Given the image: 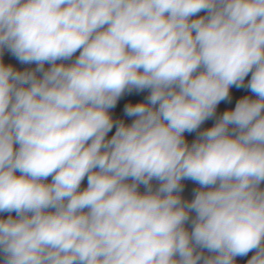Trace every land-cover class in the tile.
Wrapping results in <instances>:
<instances>
[{
	"label": "clouds",
	"instance_id": "obj_1",
	"mask_svg": "<svg viewBox=\"0 0 264 264\" xmlns=\"http://www.w3.org/2000/svg\"><path fill=\"white\" fill-rule=\"evenodd\" d=\"M4 49L36 68L0 61L3 264H264V0H0Z\"/></svg>",
	"mask_w": 264,
	"mask_h": 264
},
{
	"label": "trees",
	"instance_id": "obj_2",
	"mask_svg": "<svg viewBox=\"0 0 264 264\" xmlns=\"http://www.w3.org/2000/svg\"><path fill=\"white\" fill-rule=\"evenodd\" d=\"M203 15H206V12H201V13H198L197 16H203ZM193 18H196V17H193ZM79 56V51H77V53H75L73 55V57L71 58V60H67V61H58V63H65V64H71V63H74L75 59ZM251 79V72L248 74V76L245 77V80H244V85L245 87H241V88H236L235 86H233L232 88H230V90H234L240 98H243V97H249L251 99H257L256 95L254 93L251 92V90L246 87V85L248 84V82L250 81ZM150 92L151 90L150 89H144L143 91H136V90H133V92L131 93H128L126 92L117 102V105L110 109V114L112 116V119L115 121V122H120L122 121L123 123L127 124L128 123H132L133 120L135 119V117H129L127 115H125L124 113V106L128 103H132V104H135V103H138V102H144V103H147V97L150 95ZM223 103L224 101H222L218 106H217V114L215 115V117L212 119L211 123H210V128L212 126H214V124L219 120V118L221 117V115L218 114V112L221 110L222 106H223ZM232 126H230L231 128ZM115 130H116V125L114 124V127L113 129L108 133L106 139H110L112 135H114L115 133ZM194 132H185L184 133V137L186 139H189V140H192V141H195V137H194ZM15 147H19L18 145H16ZM20 173L17 172V175H19ZM51 176H49L47 178V180H45L44 182L45 183H51ZM87 187V178H85L82 183H81V190H83L84 188ZM200 188V185L193 181V186L191 188V191H190V195L188 197V200L187 202H191L192 199H194V196H195V191L198 190ZM260 188L262 190H264V182H262L260 184ZM8 215H11L13 216L14 218L16 217V213L15 212H12V213H0V217L2 218H7ZM195 215L196 213L194 211H192L190 213V219L189 221H187L185 223V228L191 232L192 228H193V224H192V220L195 219ZM197 252L199 253H202V255L204 257H211V256H214L216 255V253H212V252H209L207 249H201V248H197L196 249ZM257 250H252L250 251L246 256H237L235 257V264H247L248 260L251 259V257L253 255H255ZM1 253V252H0ZM178 258V257H177ZM198 264H203V261L201 260L200 262H198Z\"/></svg>",
	"mask_w": 264,
	"mask_h": 264
},
{
	"label": "crops",
	"instance_id": "obj_3",
	"mask_svg": "<svg viewBox=\"0 0 264 264\" xmlns=\"http://www.w3.org/2000/svg\"><path fill=\"white\" fill-rule=\"evenodd\" d=\"M0 61H2L5 65H11V66H13L15 69H17V70H20V71H25V70H34L35 68H36V64L35 63H31V64H26V63H21L9 50H7V49H4L3 50V53L2 54H0ZM57 63H58V61H57ZM48 67H50V65L49 64H45V69H47ZM42 75V73H37V76H41ZM229 95H230V92H229ZM226 102L227 101H225L224 103H223V106H222V108H221V110L218 112V114L219 115H221L222 116V112H223V110H224V108H225V105H226ZM217 114V113H216ZM131 123H127L126 125H130ZM195 132H196V130H195ZM195 132H194V137H195V139H197V137H196V135H195ZM189 140V139H188ZM191 141V143H190V145L194 142V141H192V140H190ZM129 182H131V181H129ZM151 185H152V188H153V191H155L156 190V188H158L159 187V181L158 180H156V179H153L151 182ZM141 193H144L145 191H146V188H145V186L144 185H140L139 186V189H138ZM187 200H188V198H187ZM187 200H186V202H187ZM4 259H5V257H4V254L1 252L0 253V264H3V262H4Z\"/></svg>",
	"mask_w": 264,
	"mask_h": 264
},
{
	"label": "rangeland",
	"instance_id": "obj_4",
	"mask_svg": "<svg viewBox=\"0 0 264 264\" xmlns=\"http://www.w3.org/2000/svg\"><path fill=\"white\" fill-rule=\"evenodd\" d=\"M241 99L239 97V95L234 91V90H230V95H229V99L227 100L226 102V105H225V108L222 112V115L224 113V111L226 110H233L234 107H235V104L236 102ZM225 102V101H224ZM217 113V108H216V111H215V115ZM215 115L207 120H205L201 125L200 127L196 130L195 132V135L196 137L198 138L199 137V134L207 129L210 128V123L212 121V119L215 117ZM128 123V122H127ZM185 141L188 143V145L190 146V143L191 141L186 139L185 138ZM181 184L183 186V191L179 192L178 194L181 196L182 200L184 202H186L187 198L189 197L190 195V191H191V188L193 186V180H190V179H183L181 181Z\"/></svg>",
	"mask_w": 264,
	"mask_h": 264
}]
</instances>
